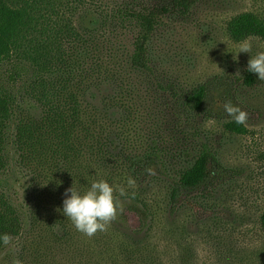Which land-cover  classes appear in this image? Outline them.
<instances>
[{"label": "trees", "instance_id": "1", "mask_svg": "<svg viewBox=\"0 0 264 264\" xmlns=\"http://www.w3.org/2000/svg\"><path fill=\"white\" fill-rule=\"evenodd\" d=\"M200 1L121 0L110 10L99 11V24L95 27L113 28L118 35L116 38L123 39L130 34L132 48L127 49L120 40L121 49L119 45L117 49V42L86 27L76 30L70 24L67 31L51 28L47 13L51 9L49 0H0V72L3 71L0 78V173L9 170L10 142L16 145L19 162L30 170L35 183L34 194L29 197L32 205L28 207L27 219L11 194L0 187V233L9 234V242H15L14 260L25 257L28 246L30 256L44 258L42 255H47L53 247L45 248L48 240L57 247L65 246L68 252H85L79 240L80 232L59 211L63 204L56 202L55 210L50 213L47 197L51 194L62 198L65 189L73 183L87 187L94 177L102 179V167L130 172L136 181H145L155 173L165 174L158 148L136 155L125 152L118 141L127 126L126 119H114L121 132L110 131L102 116L111 115V109L122 107L118 101L123 98L120 81L124 78L116 70L151 71L150 41L162 20L170 15L185 16ZM226 30L235 41L250 37L264 39V16L250 10L238 12L230 17ZM239 82L250 87L262 83L246 69L242 76L216 75L192 87L184 104L208 119L225 120L228 131L244 134L248 131L246 125L236 124L223 108L226 102L242 110L245 107L235 93ZM107 86L120 96L112 99L109 95L103 96L102 106L98 108L91 101L96 98L95 94L89 92L95 89L101 93ZM159 87L173 97L179 94L173 84L159 83ZM24 101L31 102L28 105H33L40 113L34 114L24 106ZM112 101H115L114 106L108 111L107 105ZM242 173L240 168L223 164L203 146L192 165L172 179L168 195L170 211L191 205L195 196H213L220 186ZM126 191L128 195L119 197L122 211L117 212L106 231H97L91 242L86 243V248L93 250L101 262L113 260L111 263L119 264L120 259V262L136 263L157 251L154 243L148 244L149 250L140 240L151 229L149 203L138 189L126 188ZM131 214L138 219L135 226L129 222ZM259 223L264 228V209ZM32 227L38 231L35 239L27 242V233ZM5 246L0 243V249ZM98 260L96 263L100 264Z\"/></svg>", "mask_w": 264, "mask_h": 264}, {"label": "rangeland", "instance_id": "2", "mask_svg": "<svg viewBox=\"0 0 264 264\" xmlns=\"http://www.w3.org/2000/svg\"><path fill=\"white\" fill-rule=\"evenodd\" d=\"M118 1L121 0H49L48 20L50 18L51 28L67 31L70 24L76 30L86 27L117 42V49L118 45L121 49L120 40L121 45L131 49L130 34L123 39L116 38L118 35L113 28L95 27L99 24V11L110 10ZM247 10L264 16V0H201L187 15H170L162 20L150 41L151 71L116 70L124 78L120 81L123 98L118 101L122 107L110 110L115 102L112 101L107 105L108 111H113L112 116L106 113L102 121L111 131L118 130L114 119H126L127 126L118 141L120 146L135 155L158 148L165 171L164 175L155 173L145 181L135 180L134 187L150 205L151 229L140 240L149 250L148 244L154 243L157 251L136 263L118 259L119 264H264V228L259 223L264 209V81L254 87L242 82L236 85L235 93L245 105L243 110L248 117L245 124L248 131L244 134L230 132L225 128V120L208 119L184 104L187 92L206 79L226 73L244 74L250 53L242 52L238 61L233 60L231 51H236L241 41L230 38L226 25L232 15ZM248 39L253 43V55L264 51V39ZM159 83L173 84L178 96L162 90ZM114 92L107 86L101 93L95 89L89 93L95 94L96 98L91 101L100 108L103 96L109 95L110 99L120 96ZM24 102L34 114L40 113L33 105H28L31 102ZM8 145L9 170L0 173V187L11 194L27 219L28 207L32 205L29 197L34 194L35 183L30 170L19 162L16 145L10 142ZM203 146L223 164L240 168L243 173L220 186L213 196H195L191 205L171 212L168 195L172 179L192 165ZM115 171L120 172L111 166L102 167V179L129 189L126 181L132 177L130 172ZM47 198L49 211L53 213L56 202L63 204L64 196L54 198L51 194ZM129 222L135 226L136 215L131 214ZM37 231L30 229L27 242L35 239ZM78 234L83 237L82 233ZM82 237L79 240L85 252H68L61 243H58L61 247H57L48 240L45 248L53 247L40 260L29 255L30 246L25 257L14 260L16 244L11 241L0 249V264H98L97 255L86 248L92 237ZM82 244L78 242L80 248ZM112 261L98 260L100 264H113Z\"/></svg>", "mask_w": 264, "mask_h": 264}, {"label": "clouds", "instance_id": "3", "mask_svg": "<svg viewBox=\"0 0 264 264\" xmlns=\"http://www.w3.org/2000/svg\"><path fill=\"white\" fill-rule=\"evenodd\" d=\"M252 49L253 43L245 38L239 42L236 51H231L233 60L238 61L239 54L242 52L250 53L246 70L255 74L256 79L264 81V51H257L253 55ZM223 108L236 124H246L247 113L238 105L226 102ZM135 183L132 177L127 178L128 188H134ZM128 194L124 186L110 184L104 179L93 180L84 188L77 187L73 183L72 186L65 189L63 207L59 211L71 221L76 231L87 237H92L97 231L104 232L107 230L110 222L115 219L117 212L122 211L119 197ZM134 194L133 192L132 195ZM9 241V234L0 233V243L7 245Z\"/></svg>", "mask_w": 264, "mask_h": 264}]
</instances>
